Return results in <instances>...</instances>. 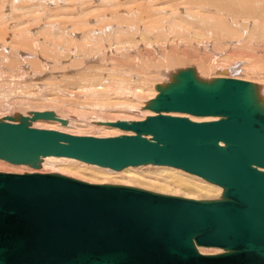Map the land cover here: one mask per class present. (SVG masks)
<instances>
[{
	"label": "water",
	"instance_id": "obj_1",
	"mask_svg": "<svg viewBox=\"0 0 264 264\" xmlns=\"http://www.w3.org/2000/svg\"><path fill=\"white\" fill-rule=\"evenodd\" d=\"M146 108L156 115L109 123L133 134L105 138L0 122V158L33 165L41 156H64L112 169L168 164L224 187L222 197L192 200L56 173L0 172V264L44 245L80 251L83 264H264V105L251 83L202 82L187 68ZM39 116L53 118L32 115ZM246 232L254 235L238 238ZM194 244L228 250L198 254Z\"/></svg>",
	"mask_w": 264,
	"mask_h": 264
},
{
	"label": "bare ground",
	"instance_id": "obj_2",
	"mask_svg": "<svg viewBox=\"0 0 264 264\" xmlns=\"http://www.w3.org/2000/svg\"><path fill=\"white\" fill-rule=\"evenodd\" d=\"M254 8L257 7L251 6L243 14L229 16H222L223 14H210L206 11L198 9L197 6L194 8L197 11L187 10L188 12L185 11V14H181V12L180 14L178 12V14L175 13V8V12H173L175 14H149L150 17L153 15H159V17L157 18V22L155 21L150 24L147 20L146 24L143 22V27H140L135 23L140 28H143V36L138 31V27H135L136 25L131 26L132 24H128L125 27L122 26L121 24H124L125 19L121 17H119L117 20L118 24H115L119 25L120 23V26L114 27V24H112L113 28L107 26L109 22L107 20H103L105 19V17L102 18L104 23L98 26L96 18H91L90 20L84 19L82 21H79V24L77 22H74L73 28L67 26L68 28H65V30L62 31V33L68 36L65 39L69 40V42L67 43L71 46H67L68 44L65 43L66 45H63L62 47V43H64V41L61 40L62 42L60 44V49H57L59 45L56 44L54 51L57 53L58 57L53 55L56 57V59L54 61L49 60L52 62V65H49L51 64L49 63L48 67L49 69H55L61 64L63 70L69 71L70 69L71 71L73 70L74 72L79 74H76V77H79L81 75L80 72L87 70L80 77L81 80L85 81V85L72 88V93L78 94L79 92H83L80 89L86 88V92L91 97V99L97 100L95 106L89 103H86V106H88L89 109H93L94 112L100 107H107V109H111V111L107 112V114H109L110 116L104 119H101L97 116H90L88 113L92 112L89 110L81 114L74 112L68 117L61 115V105L59 98L62 99L61 96L63 95V93L64 95H68L69 90H64L63 88L62 90H56L59 86L57 88H52L54 85L50 87L51 89L39 88L40 86L37 83H35L33 86H36V88L39 89L40 92L47 89L46 91L41 93L44 94L45 97L49 95L48 98L42 99L44 102L49 103V106L46 107L42 105V108L31 111L30 114L33 115L34 112L41 111L51 114L53 118L39 116V118L34 119L32 115L29 114H19V116L21 117L23 115H26L23 116L21 120H25L28 124V127L32 126L31 128H33V126H39V128L37 127V129H40L41 127L42 129H47V127H49L52 130L74 136H91L96 138H105V136L114 137L116 135L119 136L120 134L122 135V133H117L118 130H115L114 132L112 131V135L111 130L110 133H108L109 135H107V133H104L103 131L100 134H106L104 135V137H97L95 136L96 134L92 136L93 133L92 135H80V132H78L77 134H73L72 132H74V128L76 131H81L83 128L89 129L90 132V128L107 131V128L110 126L116 127L109 124L110 122H131L143 120L138 119V117H136L135 115L130 116L123 114L124 109L127 110L126 112H128L129 110H136L135 114H137L136 112H141L143 110L142 107L145 106L144 108H146V105L149 103V101L157 95L159 89L164 88L166 85L175 80L178 72L182 70L179 68L191 69L193 76L197 80L202 82H209L216 77L232 78L228 76H235V79L249 81L253 87V93L256 100L264 105V14H245L249 11H252V9ZM162 12H164V10ZM127 21L128 20H126V22ZM186 24L191 29H188V26ZM74 25H76V27ZM81 26H83L85 29L80 30L79 28H77ZM180 27H184V29L186 27L189 30L190 34L189 32L185 33L186 30L181 31L182 29ZM77 36H81V38L77 40L75 38ZM179 39H183V42H181V40L178 42ZM82 40L84 41L81 42ZM135 43L140 44V46H137L138 49L136 48ZM179 43H181L182 45H179ZM244 45L248 46L249 48L239 49L242 46L244 47ZM141 46L142 48L140 49ZM213 49L215 52H223L226 58H219V56L216 55L217 53H215V57H212V55H214ZM237 49L241 51V56L237 57L236 59H234V57L229 61L228 58ZM58 50H60V53ZM210 51L213 53L210 54ZM117 56H119L120 59H118ZM131 56L133 57V59H137L136 62H131L132 65H136L134 68L136 70H126L123 68L116 69V66L122 67V65L125 64V59L130 58ZM217 56L218 59H216ZM121 59L123 60V62L121 61ZM28 60L30 59H27L26 61ZM45 60L48 59L42 57L41 54L36 53L35 61H31V63L33 64V66L31 65V70L40 71L39 68L40 66L42 67L43 65H45ZM129 60L132 61L131 58L127 59V61ZM101 61H104V64L106 63V61L108 63L112 62L113 65H115V68H103ZM90 62H92L94 66L89 67V65L92 64ZM214 62H216L215 65H213ZM184 63L188 64L185 65ZM113 65L110 66V64H106V66L110 67H112ZM31 66L29 68H31ZM211 69H214V73H211ZM9 77H0V79L7 80ZM151 79L155 81L151 85L152 89H148L147 86L143 88L142 84L150 81ZM163 80H167V84H165L166 82H164ZM137 83L138 86H136ZM35 91L36 89H27V92L25 93L26 99H30L31 101H38V98L41 97V95H39V93ZM109 94L116 95L112 98L114 104L113 106L107 105V103L104 101H102V103H99L100 98L107 100V95ZM138 100H140L141 103H138ZM18 101L20 100L18 99ZM43 107L47 109H44ZM148 112L149 113L145 114L146 117L156 115V112ZM142 114L144 115V112H142ZM161 114L176 117H186L190 121L194 122H204L217 119V116L194 117L191 114L180 112H162ZM5 117H7L8 123H14L10 122L12 120L17 121L15 117H13L14 119L11 118L12 115L6 114ZM69 117H72V119H69ZM142 117L144 118V116ZM37 119H49V123L45 124L35 122L31 123L30 125L29 121H35ZM0 122H2V120H0ZM50 122L52 124H50ZM68 128H73L72 130H70L72 131L71 133H69L70 131ZM125 131H127V134H123H133V132H130L128 130ZM98 136L101 135L98 134ZM145 138L148 140L150 139L149 135H146ZM219 143L221 144V142ZM38 161V164H34L42 166L43 168H40V170L42 169L41 171L23 170L17 172L13 169L7 170L0 166V172L16 174H22L23 172L47 173L49 172L50 168L52 170L54 168V170H57L56 174L64 176H86L84 174H88L92 178L107 176L115 178L119 177L122 181V184H124L125 186H129L134 183H140L142 186V183H145L147 187H152V189L155 187L161 192H170V189H172L181 191L183 195L193 197H202V195L206 197L217 196L222 193V188H224L218 184L214 185L215 183H213L212 185V182L209 183L203 181L201 180L199 175L191 173L185 169H182L181 167L168 164L139 163L136 165H125L120 169H113L120 171H113L110 170L112 168L107 169L109 167L104 168L105 166H100L88 162H86L88 163L86 164L84 163V161L80 160L83 162H81V166H84L83 168L78 165L77 162H80L78 161V159L64 156H41L39 157ZM7 162L14 164H27L22 162ZM91 165H94L93 167H96V169L91 171L90 169L85 168ZM43 169L46 171H44ZM256 170H262V168L256 166ZM159 173L161 174V176L166 177L162 180L151 181L152 179H156ZM153 174L155 176H152ZM1 197H4V195H1ZM253 224L256 225V223ZM252 229L256 230V227L253 226ZM249 235L254 234L246 232L238 238L245 241L247 236ZM194 247L198 254L202 253L201 247H211L212 250L203 251V253L208 252L207 254H217L222 251L228 250L226 248L224 249L214 245L199 246L194 244ZM81 255L82 254L80 253V251L65 253L62 251H56L55 248H49L48 246L44 245V247L27 251L22 256H14L12 257L11 261H3L6 262L5 264H83L79 263V261L77 260L78 258L80 260L81 258H83L81 257Z\"/></svg>",
	"mask_w": 264,
	"mask_h": 264
},
{
	"label": "rangeland",
	"instance_id": "obj_3",
	"mask_svg": "<svg viewBox=\"0 0 264 264\" xmlns=\"http://www.w3.org/2000/svg\"><path fill=\"white\" fill-rule=\"evenodd\" d=\"M196 6L198 7V9L206 11L210 14H223L222 16L243 14L246 10H248L249 7L256 6L257 8H254L252 9V11H249L245 14H264V0H0V77L5 78L11 75L7 80L0 79V120H2V122H7V117L5 116L6 114H9V115H12L11 118L15 117L17 119V121L12 120L10 122L18 123L19 121H21V118L23 116H26L28 114L32 115L30 114L31 111H35V110L42 108V105L48 107L49 103L44 102L42 99L48 98L49 95L45 97V95L42 94L41 92L46 91L53 85L54 86L52 88H57L59 86L56 90H62V88L64 90H67V89L69 90L68 95H64L63 93V95L61 96L62 99L59 98L60 105H61V112H60L61 115L68 117L74 112L81 114L89 110L92 112V113H88L90 116H97L101 119L107 118L108 116H110L109 114H107V112L111 111V109H107V107H100L94 112L93 109H89L88 106H86L87 105L86 103L93 104L95 106L96 101H97L96 99H91V97L86 92V88L80 89L83 92H79L78 94L72 93V90H73L72 88L85 85V81L81 80L80 77L87 70L85 71L82 70L83 72H80L81 75L79 77H76L75 76L77 74L76 72H74L73 70L71 71L70 69L69 71L63 70L61 64L55 69H49L48 64L51 63L49 65H52V62L49 60L54 61L56 59L55 56L58 57L57 53L54 51L55 45L58 44L59 47L57 49H60V44L62 41H64V43H62V47L63 45L68 44L67 42H69V40L65 39L68 36L62 33V31L68 27L73 28L74 22H77L79 24V21H82L84 19L90 20L91 18H96L97 26L104 23L103 20H107L109 22L107 24L108 27L109 26L110 28H113V26L119 27L120 23L119 25H115V24L116 23L118 24L117 20L119 17H121L125 19L124 24H121L124 27L127 26L128 24H132L131 26L137 24L140 27H143L144 23L146 24L147 20L150 24L155 21L157 22V18L159 17V15L154 16L155 14H175L177 12L179 14L180 12L181 14H185V11L188 12L187 10L197 11L196 9H194ZM174 8L176 12L174 11ZM163 10L164 12H162ZM149 14H154V15L150 17ZM104 17L105 19L102 20V18ZM126 20H128L129 22L128 21L126 22ZM112 24L114 25L112 26ZM137 25L135 27L136 28L138 27L139 30L138 29L137 30L143 36L144 35L143 33L144 31H142L143 28H140ZM74 26L76 27V25ZM93 26H96V25H93ZM77 28H79L80 30L85 29L83 26L77 27ZM181 29H182L181 31L186 30L185 33L186 32L188 33L189 32L188 29H191V28L188 26V29L186 27L185 29L184 27ZM123 36H126V35H123ZM75 38L78 40L81 38V36L80 37L77 36ZM180 40L181 42H183V39H179L178 42ZM83 41L84 40H82L81 42ZM135 44H136V48L138 49L137 46H140V44L139 43L138 44L135 43ZM179 45H182V44L179 43ZM67 46H71V45L68 44ZM141 48L142 46L140 47V49ZM248 48H249L248 46L244 45V47L242 46L239 49H248ZM239 49L235 50V52L228 58L229 61L233 59L234 57H235L234 59H236L237 57L241 56L240 54L241 51H239ZM58 51L60 53V50ZM36 53L37 54L39 53L42 55V57L48 59L44 61L45 65H43L42 67L40 66L39 68L40 71L31 70L33 66L31 61H35ZM209 53L211 54L213 52L210 51ZM215 53H217L216 55H218L219 58H223V59L226 58L225 54L220 51H217V52L214 51V55H212V57L216 56ZM218 56L216 59H218ZM117 58L120 59L119 56H117ZM130 58L132 59V61L130 60L127 61V59H130ZM130 58L125 59L124 65H122L123 64L122 63L123 58H122L121 59L122 67L116 66V69L123 68L126 70H136L134 69L136 65H132L131 62L134 63L137 61V59L135 58L133 59L132 56ZM27 59H30V60L26 61ZM229 61H226V62H229ZM103 62L101 61V64L103 65L101 66L103 68H107V69L113 68V67L115 68V65H113L112 62L108 63L106 61L105 64ZM215 63L216 62H214L213 65H215ZM106 64H110V66L111 65L113 66L112 67L106 66ZM184 64L186 65L188 63H184ZM30 66L31 68H29ZM91 66H94V64L92 63L89 65V67ZM179 69L185 70L184 68H179ZM210 71L211 73H214V69H211ZM228 77L236 78L235 76H228ZM153 79L142 84V87L144 88L145 86H147L148 89H152L151 85L152 83L155 82ZM163 81L166 82L165 84H167L168 82L167 80H163ZM35 83H37L40 86L39 88H47V89L40 92L39 89L36 88V86H33ZM136 86H138V83L136 84ZM27 89H30V90L36 89L35 92H38L39 95H41V97L38 98V101H34V100L31 101L30 99H26L25 93L27 92ZM115 96H116L115 94H109L107 95V100L100 98L99 103H102V101H104L107 103V105L113 106L114 104H113L112 98ZM18 99L20 101H22L23 99V101L20 102L18 101ZM138 103H141L140 100H138ZM144 107H142L144 111L142 110L141 112H136L137 114H135L136 110L135 111L129 110L128 112H126L127 111L126 109H124L123 114L130 115V116L135 115L136 117H138V119H144L146 117L145 114L149 113L148 111H151ZM44 109H47V108H44ZM43 111H47V110H43ZM38 112H41V111H38ZM142 112H144V115L142 114ZM19 114H26V115H23L20 117ZM142 116H144V118ZM69 119H72V117H69ZM48 120L49 119H37L35 121H29V123L30 125L31 123H35V122L47 124L49 123ZM50 124L52 123L50 122ZM62 126H65V125H62ZM37 127L39 128V126H33V128H37ZM40 129H42V127ZM47 129H51V128L47 127ZM68 129L70 131L73 128L72 129L68 128ZM90 130L91 132L89 131V129L83 128L81 131H76L74 128L73 130L74 132L70 131L69 133L72 132L73 134L75 133L77 134L78 132H80L79 133L80 135L81 134L82 135H88V134L92 135L93 133L92 136L96 134L95 136L97 137H104V135L106 134H100L103 131L104 133H107V135H109L108 133H110V130H111V135H112L113 134L112 131L114 132L115 130H118V132L116 131L117 133L127 134V131L119 129L117 127H112V126L108 127L107 131L99 130V129H91V128ZM98 134L101 136H98ZM105 137H108V136H105ZM38 162L36 164H38ZM81 162L82 161L77 162L79 166H81ZM0 166L7 170L13 169L17 172L23 171V170L39 171L40 168H43L40 165L35 166L31 164L9 163L3 159H0ZM93 166L94 165H91L85 168L93 171L96 169V167H93ZM81 167L84 168V166H81ZM107 169H110V168H107ZM51 170L52 169L50 168L49 172L47 173H50ZM110 170H113V169H110ZM56 171L57 170H54L53 168L51 173H56ZM113 171H120V170H113ZM23 173H26V172H23ZM84 175L86 176H68V175L67 176L80 180V181L88 182L91 184H112V185L125 186L124 184H122V181L119 177L115 178V177L107 176V177L92 178L88 174H84ZM152 176H155V175L153 174ZM165 177L166 176H161V174L159 173L156 179H152L151 181L162 180ZM201 180L209 182L203 178H201ZM211 184L213 185V183ZM129 187H135V188L143 189V190L150 191V192L157 193V194L185 197V198L195 199V200L219 199L222 197V194L224 192V188H222L223 189L222 193L217 196H207L206 197L202 195V197H193V196L183 195L181 191H176L172 189H170V192H167V191L161 192L155 187H154L155 189L154 188L152 189V187H147L145 183H142V186L140 183L138 184L134 183L132 185H129ZM201 248H202V253L200 251L201 254H207L208 252L203 253V251L205 250L206 251L212 250L211 247H201Z\"/></svg>",
	"mask_w": 264,
	"mask_h": 264
}]
</instances>
